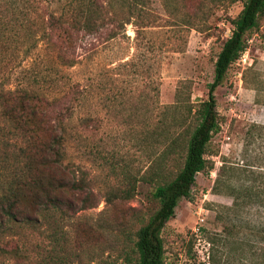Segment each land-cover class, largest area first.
Wrapping results in <instances>:
<instances>
[{
  "label": "rangeland",
  "instance_id": "rangeland-1",
  "mask_svg": "<svg viewBox=\"0 0 264 264\" xmlns=\"http://www.w3.org/2000/svg\"><path fill=\"white\" fill-rule=\"evenodd\" d=\"M81 1L0 0L1 20L18 19L0 35V89L69 90L72 133L65 161L95 202L65 220L55 214L34 227H0V240L23 248L19 257L0 252V262L45 264L51 249L49 264H128L133 232L157 208L153 184L136 177L148 174L162 135L173 118L185 115L186 96L194 104L206 97L229 18L242 5L144 0L128 11L122 0H97L106 17L100 34L82 36L73 65L65 66L37 41L38 19L74 12ZM109 30L116 32L112 39L106 38ZM255 84L264 87V17L214 90L219 128L205 153L212 167L196 173L190 199L178 201L161 230L163 264H264V130L258 127L264 126V104L255 102ZM176 90L180 100L173 109ZM152 130L159 134L150 136ZM19 143L0 116V185L18 165ZM171 156L160 159L166 161L163 172L171 170ZM131 182L129 198L106 200Z\"/></svg>",
  "mask_w": 264,
  "mask_h": 264
},
{
  "label": "trees",
  "instance_id": "trees-1",
  "mask_svg": "<svg viewBox=\"0 0 264 264\" xmlns=\"http://www.w3.org/2000/svg\"><path fill=\"white\" fill-rule=\"evenodd\" d=\"M121 3L126 10L132 11L140 8L144 0H122ZM102 8L97 0H82L74 12L50 13L39 18L37 41L41 42L43 50L52 52L59 63L73 65L77 41L87 34H100L98 29L106 18ZM263 17L264 0H242L239 11L229 18L230 33L215 54L206 97L194 104L186 96L183 100L185 115L173 118L170 130L162 135L161 152L154 154L148 162V174L136 177L153 184L151 195L157 208L133 232L130 249L124 258L128 264H163L161 230L173 217L178 201L190 199L196 173L212 167V161L205 153L211 136L219 128L214 90L222 83L230 64L245 49L246 34L257 31ZM13 20L18 19L10 16L3 21L0 18V35L2 28ZM28 20L24 18L25 22ZM115 34L109 30L106 38L112 39ZM26 36L35 34L30 36L27 32ZM32 45L35 46V42ZM253 89L255 102L264 104V92L261 94L264 87L255 84ZM70 98L69 90L49 95L27 88L0 89V116L21 139L17 147L18 165L0 185V227H9V224L18 228L34 227L39 218L50 222L55 214L58 219L65 220L95 203L91 199L92 193L85 191L84 179H75L69 162L65 161L66 145L72 133L68 123L72 114ZM179 100L176 90L174 103L169 107L176 109ZM258 127L264 130V126ZM155 131L149 135L159 134ZM164 154L172 155L168 160L171 170L167 169V172L160 168L166 164V161L160 162ZM133 186L134 182H131L128 187L108 192L106 200L129 198ZM22 251L15 240H0L1 253L19 257ZM52 258L49 249L45 264ZM19 260L23 261L22 258ZM0 264L11 263L1 261Z\"/></svg>",
  "mask_w": 264,
  "mask_h": 264
},
{
  "label": "built area",
  "instance_id": "built-area-1",
  "mask_svg": "<svg viewBox=\"0 0 264 264\" xmlns=\"http://www.w3.org/2000/svg\"><path fill=\"white\" fill-rule=\"evenodd\" d=\"M201 220V219H200Z\"/></svg>",
  "mask_w": 264,
  "mask_h": 264
}]
</instances>
